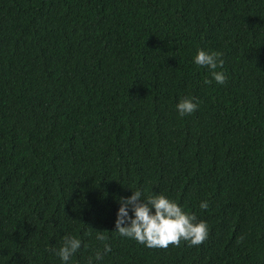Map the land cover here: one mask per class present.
<instances>
[{
  "label": "trees",
  "instance_id": "obj_1",
  "mask_svg": "<svg viewBox=\"0 0 264 264\" xmlns=\"http://www.w3.org/2000/svg\"><path fill=\"white\" fill-rule=\"evenodd\" d=\"M201 49L225 84H204ZM183 97L199 106L181 117ZM136 190L208 239L115 233ZM65 235L68 264H264V0H0V264H64Z\"/></svg>",
  "mask_w": 264,
  "mask_h": 264
},
{
  "label": "clouds",
  "instance_id": "obj_2",
  "mask_svg": "<svg viewBox=\"0 0 264 264\" xmlns=\"http://www.w3.org/2000/svg\"><path fill=\"white\" fill-rule=\"evenodd\" d=\"M223 53L217 51L199 50L194 58V63L207 68L211 79L205 78L204 84L210 85L214 80L217 84H225L227 76L223 69ZM198 103L194 97H183L176 108L181 117L190 115L198 109ZM120 208L115 223L116 231L121 237L134 239L148 248H163L169 246L179 247L181 242H187L190 247L202 245L209 236V225L206 221L197 219L195 214L185 212L175 200L163 194L144 196L140 190L133 191L127 198L119 200ZM201 210L209 208L208 201L200 204ZM129 210L134 214L129 215ZM96 231V240L103 243V250L95 252L94 259L100 261L104 254L112 251L107 243L109 237L107 231ZM240 237L237 243H242ZM82 241L71 235L62 238V246L54 251L57 256L68 264V261L81 248ZM87 248V245H84ZM88 264H93V257H89Z\"/></svg>",
  "mask_w": 264,
  "mask_h": 264
}]
</instances>
